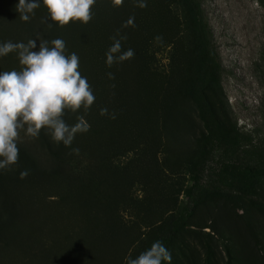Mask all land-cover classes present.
I'll list each match as a JSON object with an SVG mask.
<instances>
[{"label":"trees","instance_id":"16d2710c","mask_svg":"<svg viewBox=\"0 0 264 264\" xmlns=\"http://www.w3.org/2000/svg\"><path fill=\"white\" fill-rule=\"evenodd\" d=\"M142 2L146 6H140ZM17 3L0 0V43L36 39L38 49L39 41L63 39L67 53L78 55V70L87 77L96 99L88 110L65 113L70 125L80 116L90 125L70 147L54 143L41 129L38 138L46 144L48 165L40 166L19 143L18 163L0 170V264H102L108 258L104 255L118 252L122 244L117 262L126 264L127 256L135 258L156 240L170 250L172 264H214L209 232L199 236L202 251L183 247L174 251L196 209L217 201L230 210L248 207L264 218V148L252 142L223 106L221 67L200 0H96L87 24L70 21L63 27L47 19L43 4L29 21L21 20ZM113 38L120 39L121 51L131 48L135 54L108 66L105 53ZM161 46L169 47L166 69L155 62ZM21 67L16 52L0 57V71ZM183 101L192 106L197 126L189 121ZM104 108L108 112L101 114ZM192 128L197 131L193 138ZM152 140L165 147L184 144L178 160L188 182L180 184L177 193L182 199L176 206L129 239L114 215L129 201L135 182L148 184L139 178L151 175L146 164L158 146ZM119 158H128L122 168L115 162ZM208 158H215L217 167L207 172ZM138 162L141 171H134ZM25 170L28 175L22 177ZM53 184L58 185L55 195L47 189ZM26 185L41 191L30 193ZM156 189L153 184L152 192ZM53 202H61L63 211L79 214L77 236L69 230L58 234L52 223L50 234L44 229L54 217ZM201 227L218 236L214 223L204 222L200 232ZM226 228L235 248L233 254L226 248L225 264H264V236L258 238L254 228L236 218L227 221ZM10 247L19 256L11 255Z\"/></svg>","mask_w":264,"mask_h":264},{"label":"rangeland","instance_id":"374dc122","mask_svg":"<svg viewBox=\"0 0 264 264\" xmlns=\"http://www.w3.org/2000/svg\"><path fill=\"white\" fill-rule=\"evenodd\" d=\"M200 3L221 67L220 86L223 91V97H221L223 106L236 125L250 134L252 142L264 148V0H200ZM168 61L169 47H158L155 53V62L158 67L166 69ZM181 105L191 124L194 127L197 126L198 122L192 106L187 101H183ZM188 132L189 130H187ZM196 134V130L190 131L189 136L193 138ZM162 141H165L164 136ZM152 142L153 145L158 146L154 147L155 157H152L151 161L146 164L147 171L151 175L148 178H139L148 184L144 187L141 182H135L130 192L129 201L122 208L120 207L114 215L120 231L129 234V239L134 238L145 223L150 220H152L151 222L157 221L167 214L166 212L172 208L171 206H176L182 199V193H177L178 188L180 184L185 185L188 182L178 160V154L185 148L184 144L181 147L172 143L171 146L165 147L156 140H152ZM19 143H22L30 151L40 166L49 164L45 142L41 143L39 138H31L22 131ZM127 161L128 158L115 160L119 168H122ZM138 165L139 168H134L133 165L132 169L141 171L139 162ZM215 167H217V160L208 158L206 161L207 172L210 168ZM24 180L26 181L27 177ZM153 184L157 189L152 192ZM26 186L28 189V185ZM40 189H28V191L33 193ZM47 189L50 191L49 194L55 195L58 185L53 184V188L49 186ZM172 197H175L174 201H167ZM51 204H53L54 214L50 215L54 217H51L52 222L48 221L44 226L47 233H49L50 229L48 228L52 223L59 230L58 234L69 230L72 236H77L80 232L76 230L79 214L68 210L63 211L64 205L61 202ZM96 205L97 202L94 203V207ZM30 206L32 207V204ZM0 210L3 211L1 207ZM38 212H41V209L38 208ZM194 213L189 229L177 239L174 251L179 247L187 250L196 248L202 251L199 236L206 237L207 235L202 232H209L213 235L214 264L217 262L225 264L227 261L226 248H230V254L234 253L235 248L231 233L226 228L227 221L233 218H236L239 224L254 228L258 238L264 236V218L245 206L230 210L221 202L216 201L196 209ZM54 220L56 221L54 222ZM204 222L215 224L218 232L217 237L209 227H201V232L198 230V227ZM45 235L47 239L50 238L46 233ZM80 236L82 240H85L84 233ZM83 248L86 247L83 246ZM122 250L123 244L118 247L117 253L105 254L104 256L108 258L102 264H118V256L122 254ZM7 251L11 252V255L19 256L18 250L14 247L8 248ZM22 255L20 259H23ZM233 264H237V261H233Z\"/></svg>","mask_w":264,"mask_h":264},{"label":"clouds","instance_id":"9594fccd","mask_svg":"<svg viewBox=\"0 0 264 264\" xmlns=\"http://www.w3.org/2000/svg\"><path fill=\"white\" fill-rule=\"evenodd\" d=\"M96 0H18L15 10L20 19L27 22L35 9L43 4L48 10L47 19L63 27L69 22L87 24L92 18V6ZM140 6H146L143 2ZM106 64L131 59L134 50L121 51L120 39L113 38ZM30 39L27 43L5 41L0 43V57L16 52L20 70L0 71V170L9 169L19 161L20 134L38 138L44 129L56 144L70 147L78 133H86L90 125L83 116L75 124H68L65 113L88 110L96 97L79 69V57L67 53L66 43L61 38L50 42ZM114 79L112 73H108ZM106 108L101 114H106ZM112 118H115L114 115ZM78 151V149H73ZM28 175L27 170L21 176ZM126 264H172V254L161 240L135 258L127 256Z\"/></svg>","mask_w":264,"mask_h":264}]
</instances>
